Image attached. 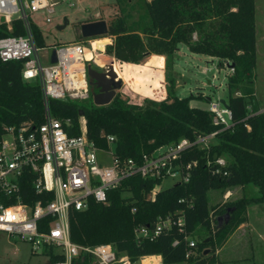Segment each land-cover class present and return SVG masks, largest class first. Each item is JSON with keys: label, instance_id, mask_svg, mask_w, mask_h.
<instances>
[{"label": "trees", "instance_id": "1", "mask_svg": "<svg viewBox=\"0 0 264 264\" xmlns=\"http://www.w3.org/2000/svg\"><path fill=\"white\" fill-rule=\"evenodd\" d=\"M142 1L144 11L137 20L130 21L132 15L124 6L108 20V34L115 37L109 51L120 63H140L151 54L165 56L166 97L160 101H143L131 94L126 100L121 90L110 104L103 106L96 105L92 97L88 100L53 99L50 103L52 113L70 119L68 132L77 135L82 117L79 112L83 110L90 140L99 147H107L106 136L113 135L117 154L136 160L144 153L182 138L194 142L199 136L219 130L221 127L214 124L208 109L192 104L194 99L209 98L202 94L177 95L172 71L179 45L185 44L191 52L216 57L221 66L233 67V73L227 78V103L232 123L218 132L215 141L208 146L197 143L183 152V164L197 161L188 182L157 189L163 181L161 178L134 175L124 180L119 188L109 191L107 203L91 198L87 209L70 212L71 239L81 245L111 244L119 254L128 255L134 262L153 255H161L166 262L190 260L204 253L196 242L193 254L187 257L190 247L185 234L177 227L154 240H139L135 230L153 226L160 216L183 213L186 234L192 237L201 230L206 231L209 239L204 238L202 244L212 245L216 253L247 221L248 206L264 202V110L255 91L256 1ZM24 33L19 19L13 20L12 31L6 23H0V37ZM56 45L48 43L47 46ZM22 70V61H4L0 57V131L3 124L26 120L41 124L44 121L40 83L25 81ZM154 87L161 90L159 78L154 80ZM98 91L91 84V94ZM219 157L226 160L225 165L216 163ZM250 183L259 187L260 196H241L209 204L210 190L225 192ZM154 190V197H149ZM229 209H232L229 221L220 226L218 218ZM175 239L179 240L176 245L173 244ZM59 258L52 254V260ZM215 261H218L217 255ZM78 264H94V259L82 255Z\"/></svg>", "mask_w": 264, "mask_h": 264}, {"label": "built area", "instance_id": "2", "mask_svg": "<svg viewBox=\"0 0 264 264\" xmlns=\"http://www.w3.org/2000/svg\"><path fill=\"white\" fill-rule=\"evenodd\" d=\"M65 1L70 0H0V23H6L12 31L13 20L19 19L25 31L23 35L0 37V57L4 61L23 62V79L40 83L44 103L41 124L26 120L1 127L0 232L28 242L33 252L43 251L48 256V264H78L82 255L93 257L94 264H138L139 260L134 262L128 255L119 254L111 244L73 242L70 212L87 209L91 198L107 203L109 191L119 188L124 180L134 175L173 179L175 184L188 182L197 161L183 164V152L193 144L208 146L213 143L217 133L231 125L232 112L221 100L210 99L208 110L214 124L221 127L219 130L199 136L194 142L182 138L160 146L151 153L142 154L140 160L119 156L113 135L106 136L107 147L97 146L87 136L83 116L80 134H69L70 119L56 117L50 103L53 99L93 98L85 62L88 53L82 42L65 43L51 47L44 61L40 52L47 47L44 40L40 42L43 28L39 24L43 20L46 26L58 30L68 26L66 16L60 23L54 18L56 7ZM69 5L74 6L72 2ZM2 17H5L3 22ZM54 51L56 62H52ZM95 51L99 49L93 45ZM93 55L92 60L97 62L98 54ZM216 163L225 165L226 160L219 157ZM154 194L155 190L149 197ZM225 196L229 197L230 193ZM173 227L185 234L190 247L186 256H191L196 241L186 234L183 213L160 216L153 226L137 227L135 231L139 240H154ZM178 242L175 239L173 244ZM52 254L61 258L52 260Z\"/></svg>", "mask_w": 264, "mask_h": 264}, {"label": "rangeland", "instance_id": "3", "mask_svg": "<svg viewBox=\"0 0 264 264\" xmlns=\"http://www.w3.org/2000/svg\"><path fill=\"white\" fill-rule=\"evenodd\" d=\"M255 1L258 54L255 70V91L258 102L264 108V0ZM70 2L74 6H70ZM123 6L132 15L130 21L137 20L144 11V2L142 0H122V3H120V0H70L60 3L56 7L55 22L60 23L62 18L65 16L69 17V15L71 21L63 30H58L57 28H53V26H46L43 20L40 21V27L43 28L42 38L47 47L40 52L42 59L45 61L48 53L46 50L52 49L47 46L48 43L60 45L71 42H82L88 53L85 61L88 68L92 67L99 71H107L110 67V63L107 61L115 64L119 77H122V86L118 91L124 89V99H130L128 95L132 94L136 100L142 99L144 101V99L153 100L157 98L162 100V91L154 87V80L159 78L166 86L165 56L153 54L151 57H149L150 55L146 56L140 63H120L109 51L115 37L109 34L91 39H84L82 37L80 23H92L94 20V22H99L96 19H101L100 21L106 20L108 23V20L118 14L120 8ZM98 12H100V15H97ZM43 15V13L40 14L41 17ZM86 19L92 20V22L82 21ZM93 45L99 51L93 52ZM93 54H98V61L99 57L103 56V61L107 60V63L99 64L94 62L92 60ZM219 62L220 60L216 57L191 52L185 44H180L172 71L177 82V95L185 97L191 94H202L205 98L213 100L224 99L227 101V78L229 74L233 73V70H231L232 66L227 64L221 66ZM155 65L161 67L160 72H154L153 68ZM192 104L208 109L209 100L194 99ZM82 122L84 123V119L81 117ZM174 184L175 181L173 179H164L157 189L168 188ZM229 190H231L229 197H225L227 191L210 190L209 204L214 205L222 202L223 198L229 201L241 196H260L259 187L253 183L235 186ZM248 214L249 221L254 228V231H252L251 247L254 259L231 261L225 264H264V202L251 203L248 206ZM192 238L197 243H200V252L202 253L203 251L204 256L196 254L190 260L166 262L161 255H153L150 264H220L218 261H215L216 253L212 251L213 246L202 244L204 238L209 239V234L206 231L201 230L192 236ZM159 257L161 260H159ZM0 264H48V256L41 250L37 253L33 252L28 242L12 238L8 234L0 232ZM138 264H142V261L139 260Z\"/></svg>", "mask_w": 264, "mask_h": 264}, {"label": "crops", "instance_id": "4", "mask_svg": "<svg viewBox=\"0 0 264 264\" xmlns=\"http://www.w3.org/2000/svg\"><path fill=\"white\" fill-rule=\"evenodd\" d=\"M97 15H100V12H98ZM66 17H67L68 20L70 18V20H69V22H70L71 21L70 15H69V17L68 16H66ZM100 20L101 19H96V21H100ZM82 21H84V22H92V20H89V19L82 20ZM104 21L106 22L107 27H108L107 21L106 20H104ZM108 32H109V29H108ZM108 32H107V34H108ZM102 36H104V35H102ZM46 51H48V50H46ZM152 55L153 54H151L149 57H151ZM158 56H162V55H158ZM155 67L153 68L154 72H160L161 71L160 70L161 67H158L156 65H155ZM121 78L122 77H120V79ZM122 90L124 91V89H122ZM161 91H162L161 92V97L165 98L166 94H167L166 93L167 91H166V86L164 85L163 82H162ZM126 94H127V92H126ZM153 100L160 101L161 99L157 98V99H153ZM261 108H262V106H261ZM262 110H264V108H262ZM230 192H231V190H227L226 193H230ZM225 197H227V196H225ZM223 199H224L223 201L227 200L226 198H223ZM253 229L254 228L252 227V225H251V223L249 221V214H248L247 221L242 223L236 229V231L230 236V238L227 240V242L222 247H220V248H218L216 250V255L218 257V262L220 264H225V263L231 262V261H240V260H244V259H254V254H253L252 249H251V247H252V231H254ZM159 260H161L160 257H159ZM148 263H150V262H148V260L144 262V264H148Z\"/></svg>", "mask_w": 264, "mask_h": 264}, {"label": "water", "instance_id": "5", "mask_svg": "<svg viewBox=\"0 0 264 264\" xmlns=\"http://www.w3.org/2000/svg\"><path fill=\"white\" fill-rule=\"evenodd\" d=\"M1 21H5V17L1 18ZM67 21V18H66ZM95 31V29H91ZM104 32H108V27L106 22L103 25ZM86 32V31H84ZM89 33L86 32V35ZM56 52H53L52 62H56ZM88 75L91 79V84H94L99 91L93 95V101L96 105L103 106L108 105L112 102L114 97L117 94V90L120 89L122 86V81L118 75V73L115 71L114 67L110 65L109 69L107 71H99L97 69H94L92 67L88 68ZM211 98H209L210 100ZM221 102L230 109L228 103L226 100L222 99ZM80 115H84V111L80 110ZM232 212V209H229L228 212L220 216L218 218L219 225H223V223H227L230 219V213Z\"/></svg>", "mask_w": 264, "mask_h": 264}, {"label": "bare ground", "instance_id": "6", "mask_svg": "<svg viewBox=\"0 0 264 264\" xmlns=\"http://www.w3.org/2000/svg\"><path fill=\"white\" fill-rule=\"evenodd\" d=\"M104 23H105V21H99V22H92V23H85V24H82L81 25V34H82V37H89V38H94V37H99V36H102V35H106L107 34V32H104V30H103V25H104ZM95 29V31H93V30H91V29ZM84 31H86L87 33H89L88 35H86V32H84ZM102 57L103 56H100L99 57V61L97 60V63H103V64H106L107 62L108 63H110V65H112L113 67H114V69H115V64L113 63V62H109V61H103V59H102ZM115 71H116V69H115ZM117 72V71H116ZM148 260V262H152V258L151 257H147L146 259H144L143 261H142V263L144 264V262L145 261H147ZM150 263H148V264H150Z\"/></svg>", "mask_w": 264, "mask_h": 264}]
</instances>
